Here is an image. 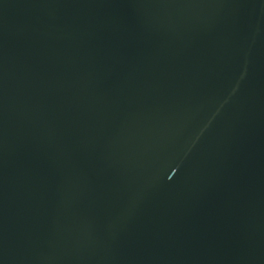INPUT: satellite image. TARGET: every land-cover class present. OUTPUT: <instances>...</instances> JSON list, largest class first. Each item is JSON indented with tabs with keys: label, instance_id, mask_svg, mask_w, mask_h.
I'll return each instance as SVG.
<instances>
[{
	"label": "water",
	"instance_id": "95a60500",
	"mask_svg": "<svg viewBox=\"0 0 264 264\" xmlns=\"http://www.w3.org/2000/svg\"><path fill=\"white\" fill-rule=\"evenodd\" d=\"M0 264H264V0H0Z\"/></svg>",
	"mask_w": 264,
	"mask_h": 264
}]
</instances>
